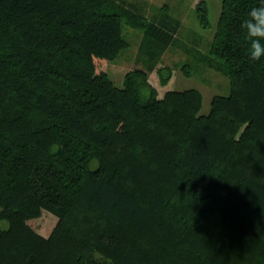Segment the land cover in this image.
Returning <instances> with one entry per match:
<instances>
[{"label":"trees","instance_id":"obj_1","mask_svg":"<svg viewBox=\"0 0 264 264\" xmlns=\"http://www.w3.org/2000/svg\"><path fill=\"white\" fill-rule=\"evenodd\" d=\"M261 2L222 0L206 58L230 92L201 112L200 89L159 97L150 81L173 75L157 64L178 19L128 0H0V264H264V60L241 27ZM196 12L210 26L206 0ZM123 22L151 61L120 87L107 62L129 45ZM42 210L58 217L48 237L28 223Z\"/></svg>","mask_w":264,"mask_h":264},{"label":"rangeland","instance_id":"obj_2","mask_svg":"<svg viewBox=\"0 0 264 264\" xmlns=\"http://www.w3.org/2000/svg\"><path fill=\"white\" fill-rule=\"evenodd\" d=\"M136 5L148 19L164 20L168 18L178 19L181 22L176 34L179 44H172L159 56L157 67L170 66L173 68L171 79L161 84L156 70L150 74V80L159 89L164 91L165 86L176 90L196 87L203 95L201 112H208L210 102L215 94L226 95L230 92V82L224 67L216 69L212 67L206 56L210 54L222 0H206L209 8L210 26L203 27L198 19L196 6L200 0H128ZM123 35L129 45L124 48L112 61L107 62L108 72L117 86H123L124 74L133 68L143 67L151 61L146 52L144 31L123 22ZM154 59L156 56L153 57ZM152 58V59H153ZM190 65L189 73L183 66ZM58 217L48 210H42L39 216L31 218L28 223L41 235L48 237L53 232ZM6 221H0V226L6 227ZM100 256V255H99Z\"/></svg>","mask_w":264,"mask_h":264},{"label":"clouds","instance_id":"obj_3","mask_svg":"<svg viewBox=\"0 0 264 264\" xmlns=\"http://www.w3.org/2000/svg\"><path fill=\"white\" fill-rule=\"evenodd\" d=\"M241 27L246 34L249 60L251 62L264 60V0L248 11Z\"/></svg>","mask_w":264,"mask_h":264},{"label":"crops","instance_id":"obj_4","mask_svg":"<svg viewBox=\"0 0 264 264\" xmlns=\"http://www.w3.org/2000/svg\"><path fill=\"white\" fill-rule=\"evenodd\" d=\"M154 72V71H153ZM152 73V72H151ZM151 81V80H150ZM151 83H152V81H151ZM153 84V83H152ZM157 89H159L155 84H153ZM165 88L166 89H164V91H162L161 93L159 92L158 93V96L159 97H163L164 96V94L166 93V91H168V90H171V89H174L173 87H169V86H165Z\"/></svg>","mask_w":264,"mask_h":264}]
</instances>
